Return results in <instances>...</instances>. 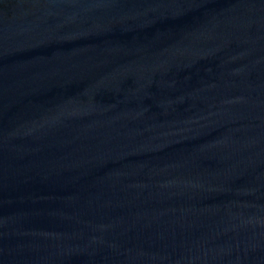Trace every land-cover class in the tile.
<instances>
[{
	"label": "water",
	"instance_id": "95a60500",
	"mask_svg": "<svg viewBox=\"0 0 264 264\" xmlns=\"http://www.w3.org/2000/svg\"><path fill=\"white\" fill-rule=\"evenodd\" d=\"M0 264H264V0H0Z\"/></svg>",
	"mask_w": 264,
	"mask_h": 264
}]
</instances>
